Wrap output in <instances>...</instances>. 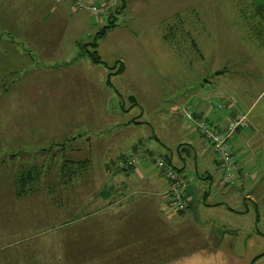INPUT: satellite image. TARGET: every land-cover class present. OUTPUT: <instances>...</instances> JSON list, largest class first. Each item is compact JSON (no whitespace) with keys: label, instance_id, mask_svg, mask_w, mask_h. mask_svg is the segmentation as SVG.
<instances>
[{"label":"rangeland","instance_id":"obj_1","mask_svg":"<svg viewBox=\"0 0 264 264\" xmlns=\"http://www.w3.org/2000/svg\"><path fill=\"white\" fill-rule=\"evenodd\" d=\"M125 4L117 26L99 40L102 59L109 66H114L116 61L124 65L121 73L113 74V85L108 86L106 81V70L111 71L109 66L93 63L87 54L74 58V62L85 64L74 68L73 92H67L64 98H74L73 111L63 117L64 110L59 107H70V101L59 99L56 108L62 112L57 110V117L44 118L42 123L46 129L50 124L46 122L52 120L51 128L58 129L52 135L56 139L53 142L42 139L40 143L19 140L18 149H6L0 134V264H193V260L187 259L197 254H230L226 261L206 256L208 264H249L247 260L253 251H263L262 240L250 246L232 230L234 225L243 226L241 237L250 231V218L255 214L251 211L250 216L244 217L231 208L247 200L257 204V190L250 192L245 187L248 182H257L256 170L242 169L246 175L238 182L228 183L216 166L215 188L202 175L206 169L212 170V163L199 162L198 166L188 167L195 188L207 184L203 191L212 187L214 193L217 189L219 195L214 193L208 203L218 206L208 209L202 196L198 201L189 195V205L177 210L171 205L168 191L164 204L156 202L154 207L152 203L149 206V188L145 182L148 180L144 178L149 156L154 158L152 165L156 158L166 159L165 156H154L147 149L142 150L146 157L138 156L133 165L128 162V168H120L115 161L121 152L129 160L127 145L149 140L153 134L162 139L166 138L164 134H170L167 136H171V145L182 142V147L195 148L179 135L176 123L179 119L188 131L192 129L200 136L195 119L183 112L194 110L192 97L198 95L206 79H225L234 74L232 70L247 72L263 66L257 73L264 84L262 17L252 0H126ZM114 10L116 7L110 12ZM86 11L97 18L89 8ZM107 16L103 17L104 23L97 21L89 34L83 28L81 31L75 28V35L83 34L81 39L92 41L95 32L108 23ZM227 67L231 69L224 76L217 74ZM250 74L255 79L254 71ZM80 79L85 86L80 85ZM87 79L95 82H91L94 92L85 100L82 92ZM4 80L0 81V87L7 83ZM101 88H104L102 92ZM184 95L192 100L177 106L175 103ZM204 118L208 120V116ZM119 127L124 130H117ZM100 135L102 141L92 142V138ZM186 138H191L190 133ZM205 141V155L211 159L214 152L208 147L212 145L207 138ZM146 158V164L139 162ZM68 159L88 160L89 168L65 186L60 167ZM33 166L42 171V180L40 185H34L38 187L36 193L21 198L15 179L22 169ZM131 170L135 176L131 177L133 181H128L124 175ZM195 194L197 197L201 192ZM195 207L200 209L193 211ZM122 223L134 227L132 235L120 237L119 246H110L111 238L120 232L118 228L114 230L118 227L115 224ZM99 225L110 228L98 230ZM89 254L96 256L94 262L84 260ZM122 254L133 260L108 261ZM250 264H264V258Z\"/></svg>","mask_w":264,"mask_h":264},{"label":"crops","instance_id":"obj_2","mask_svg":"<svg viewBox=\"0 0 264 264\" xmlns=\"http://www.w3.org/2000/svg\"><path fill=\"white\" fill-rule=\"evenodd\" d=\"M86 1L99 3L101 0ZM125 2L126 0H123L124 4ZM89 14L90 12L86 11V9L75 8L74 0H0V81L4 79L7 81V83L2 84V86L5 85L4 87H0V134L4 140L3 145L6 149H18L19 146L17 144L19 140L40 143L43 140L53 142L56 139L52 135L58 133L57 127H53L52 129V120H48L46 123L50 122V124L46 129H43V119L53 116L57 117L55 115L58 113L56 103L59 99V101L63 102L70 101V107H59L64 110V112L58 110L63 113V117L67 116L69 111H73L74 98L72 96L67 98V100L64 98L67 96V92H73L71 87L74 84V80L71 74L74 68L79 69L85 64L83 61L74 62V58H79L80 54V50L76 51L74 49H78L82 43L91 41L81 39L83 38L81 32L78 34H82V36H76L74 30L76 28L81 31L83 28L87 35L89 34V30L94 29L93 25L97 24V21H100L99 24L104 23L103 17H97L96 20L91 14L90 17L92 18H90L88 16ZM82 25H85V27ZM97 32H95V35ZM75 51L76 56L74 57ZM82 60H84V57H82ZM230 69L227 67L226 69L220 70L217 74L224 76L223 74L229 72ZM262 69L263 66L261 69H252L247 72L241 69V71L232 70L234 74L229 77L227 76L225 79H206L198 95L192 97L195 99L193 104L194 110H192L194 114L200 116L198 118L208 116L210 125L216 130L225 129L229 120L237 115H247V124L233 134L231 145L235 157L242 168L247 172L256 170L259 173L256 183L248 182L245 185L246 189L248 191L250 190V192H253V189L257 190V204H255L254 200H247L244 203L241 202V205H236L235 208H229L237 213V215H245L244 217L250 216L248 214L251 211L255 214L250 218L252 229L250 228L249 233H246L247 235L245 237L240 236V234H243V226H231L234 235L243 238L246 243L249 242L250 246H254L255 243H260V240L264 243V106L262 107L264 84L259 79L261 74L257 73L258 70ZM251 71H254L252 77H255V79H251ZM108 75L109 72L106 70L107 82ZM85 82L87 83V87L82 94L86 100L89 98L91 91L94 92L93 89L91 90V82L94 84L95 80L87 79ZM79 83L85 86L83 80L80 79ZM68 86H70L69 91ZM99 90H104V88ZM179 100L180 102L175 103L177 106H181L183 103L186 104L192 99L184 95ZM171 112L175 114L174 110H171ZM42 113H44L43 116ZM193 118L196 121L197 117L193 116ZM176 124L179 135H183V139H188V142L194 144L193 146L195 148L189 145L182 147L180 146L182 142L171 145V136H167L170 134H164L165 139L153 134L152 136L149 135V140H137L136 142L134 141L128 144L127 149L130 151V159L128 160L129 157L123 154L124 152H121L115 158L116 163L119 162L116 165L120 168H128L127 164L133 158H137L138 156L145 158L146 155H144V151L142 150L147 149L155 155L165 156L166 158L170 157L174 165L183 169L182 172L188 176V184L185 189L186 193L194 196L195 200H198V197L202 196L205 199L204 205L208 209L217 207L218 205L215 203H208V199L214 193L219 195L217 189H215L214 193L212 192V187L209 190L205 189L203 191L207 184H197L198 187L195 188L190 182L188 171V167L198 166L199 162L212 163V170L211 168L206 169L202 175L205 180H209L212 183L211 186L216 188L215 175L217 161L215 151L209 145L211 148H208L212 149L214 155L211 159L206 158V138L198 131L197 124L195 127L200 135L199 137L196 136L194 130L191 129V131H188L187 127L179 119H177ZM117 130L123 131L124 128L119 127ZM169 133L171 132L169 131ZM188 133H190L191 138H186ZM102 137L100 135L91 140L94 142V139H97L96 142H100L102 141L100 139ZM180 151H183L184 155ZM200 154L201 159L198 158ZM119 158H122L121 161L118 160ZM141 161L146 164L147 158L145 160H139V162ZM153 161L154 158L151 159L149 156V169H145L146 174L144 178L148 180L145 182H147L146 186L148 185L149 188V206L152 203L154 207L156 202L164 204V198L169 189V182L156 164L152 165ZM134 165H138V163ZM130 172L131 175L129 176L128 173ZM125 174L124 176L128 181H133L131 178L134 175L133 170ZM198 190L201 194H198L196 197L195 192ZM229 198L233 202L234 197L231 196ZM117 209L119 208L117 207ZM199 209L200 207H195L193 211ZM129 225L130 223H125V226L124 223L115 224L118 227H114V230L118 228L120 232L118 235H115L114 232L116 237L111 238L108 244L113 247L119 246L118 242L122 241L120 237L124 238L132 235L134 227ZM103 228L104 226H98V230H103ZM109 228L108 225L104 229ZM126 229H128L129 233L131 231V233L126 234L128 233L124 231ZM122 231L123 233H121ZM118 255L120 256V254ZM125 255L122 254L121 257L111 260L108 259V261L117 260L123 262L133 260V257L129 258L128 255ZM258 255L259 257L256 258ZM206 256H214L211 258L217 257L219 259L222 258V261H226V258L230 254H197L192 256L193 259H187V261L191 262L193 260V264H208L210 261L208 260L209 257ZM240 257H243V253ZM261 258H264V248L262 252L253 251L247 261L249 264L250 261L255 263ZM95 259L96 256L89 254L84 260L94 262ZM211 260L215 261L213 259ZM66 261L70 263L71 257Z\"/></svg>","mask_w":264,"mask_h":264},{"label":"built area","instance_id":"obj_3","mask_svg":"<svg viewBox=\"0 0 264 264\" xmlns=\"http://www.w3.org/2000/svg\"><path fill=\"white\" fill-rule=\"evenodd\" d=\"M75 8H89L95 16L104 17L109 14L111 9L119 6V0H101L97 2H88L86 0H74ZM102 14L104 16H102ZM189 114L193 118V111H184L183 114ZM198 131L204 135L213 145L216 161L219 170L228 183H235L245 176L243 168L237 161L231 145L233 134L241 127L247 124V115L240 114L231 118L228 125L223 130L214 129L206 118L201 117L196 119ZM137 158H133L129 162L133 164ZM156 166L162 171L164 177L169 182L168 196L170 197L171 205L174 209L183 210L189 205L190 197L185 192L188 184V177L181 173L174 166L169 164L163 158L155 159Z\"/></svg>","mask_w":264,"mask_h":264},{"label":"trees","instance_id":"obj_4","mask_svg":"<svg viewBox=\"0 0 264 264\" xmlns=\"http://www.w3.org/2000/svg\"><path fill=\"white\" fill-rule=\"evenodd\" d=\"M252 1L256 7L258 15L261 16L263 19V21H262L263 26L262 27L264 28V0H252ZM121 2H122L121 5H119L116 8V10H114L108 14V16H107L108 17L107 18L108 23L106 25H104L97 32L94 39L90 42L80 44L79 56H85V54H87L89 57H91V59L94 63H104L108 66V64L102 59L101 54L98 51L99 40L101 38H103L110 30L114 29L117 26L118 16L123 13V11L126 7V5L123 3L122 0H121ZM90 47H92V50H90ZM113 68L114 69L116 68L117 70L114 71V70H112ZM109 69H111V71L109 72L107 83L109 85H113L112 84L113 74L121 73L124 69V65H122V63H120V61H117V63L114 66H111V67L109 66ZM131 98H133V96H131ZM212 147H213V145H212ZM158 156H161V155H158ZM165 160L169 164L174 166L177 170H179L181 173H183L182 172L183 169H180L179 167L174 165V163L172 162V158L167 157ZM88 168H89V161L88 160H85V161H75L72 159L66 160L60 167V172L62 174V179H63L62 184L64 183L65 186L70 185L73 182V180L75 179V177L82 170L86 171ZM41 180H42V171L39 168L33 166L30 168L22 169L15 179L16 189L18 190V194L20 195V197L24 198V197L30 196L31 194L36 193V191L38 190V187H35L34 185H36V184L40 185ZM185 192H186V190H185Z\"/></svg>","mask_w":264,"mask_h":264}]
</instances>
